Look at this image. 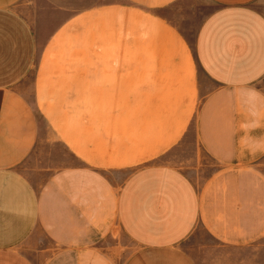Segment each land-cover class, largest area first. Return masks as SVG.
Instances as JSON below:
<instances>
[{
  "label": "crops",
  "instance_id": "0c3cea01",
  "mask_svg": "<svg viewBox=\"0 0 264 264\" xmlns=\"http://www.w3.org/2000/svg\"><path fill=\"white\" fill-rule=\"evenodd\" d=\"M20 1L0 0V264H197V226L264 264V0H215L191 43L178 0H49L70 11L40 50ZM33 66L66 161L41 183L17 168L40 137ZM191 141L215 163L200 180L165 159Z\"/></svg>",
  "mask_w": 264,
  "mask_h": 264
},
{
  "label": "rangeland",
  "instance_id": "374dc122",
  "mask_svg": "<svg viewBox=\"0 0 264 264\" xmlns=\"http://www.w3.org/2000/svg\"><path fill=\"white\" fill-rule=\"evenodd\" d=\"M56 4L58 5V3ZM56 4L49 0H21L17 6L21 14L34 26L39 50L47 36L70 11L69 9L58 7ZM218 5L215 0H178L164 13L169 21L181 29L189 43H191L201 21ZM261 7L264 8V4H261ZM197 71L200 73L198 68ZM34 83L35 66L31 68L30 72L21 81L18 89L23 92L33 107H35L39 120L40 137L33 152L17 168L34 183H41L51 171L60 167L66 161L62 147L47 140L49 138L47 136V128L41 119L39 108L35 104ZM204 85L205 89L213 88V84L209 81ZM258 86L264 90V78L258 83ZM165 159L187 171L194 170V167L201 168L195 176L197 180H200L201 177L215 167V163L199 150L193 141L183 148L179 147L173 150ZM261 162L264 163V158ZM112 174H114L112 176L116 180H119L123 178L125 172H113ZM39 235V231L34 234V236ZM119 242L120 244L123 243L120 245L122 247L120 249V252H122L120 260L122 262L125 257L135 250V245L123 237H121ZM261 244L257 246V249L259 255H264V241ZM183 246L195 258L197 264H233L237 259L236 257L242 255L237 250L217 245L200 226H197L188 236Z\"/></svg>",
  "mask_w": 264,
  "mask_h": 264
}]
</instances>
